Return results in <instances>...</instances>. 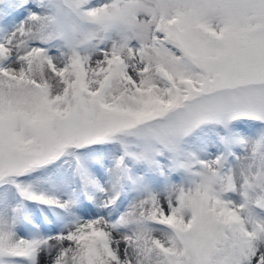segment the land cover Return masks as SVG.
I'll list each match as a JSON object with an SVG mask.
<instances>
[{
    "label": "snow or ice",
    "instance_id": "obj_1",
    "mask_svg": "<svg viewBox=\"0 0 264 264\" xmlns=\"http://www.w3.org/2000/svg\"><path fill=\"white\" fill-rule=\"evenodd\" d=\"M0 264H264V0H0Z\"/></svg>",
    "mask_w": 264,
    "mask_h": 264
}]
</instances>
